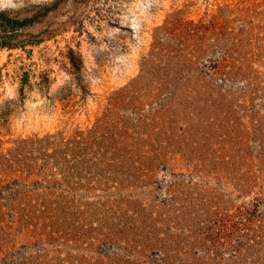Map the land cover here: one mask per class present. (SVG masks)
Instances as JSON below:
<instances>
[{
    "label": "rangeland",
    "instance_id": "1",
    "mask_svg": "<svg viewBox=\"0 0 264 264\" xmlns=\"http://www.w3.org/2000/svg\"><path fill=\"white\" fill-rule=\"evenodd\" d=\"M2 13L0 264H264V0Z\"/></svg>",
    "mask_w": 264,
    "mask_h": 264
},
{
    "label": "trees",
    "instance_id": "2",
    "mask_svg": "<svg viewBox=\"0 0 264 264\" xmlns=\"http://www.w3.org/2000/svg\"><path fill=\"white\" fill-rule=\"evenodd\" d=\"M23 22L15 19H10V16L7 14H0V25L2 29H13L16 26H20ZM6 31V30H5ZM6 43V42H5Z\"/></svg>",
    "mask_w": 264,
    "mask_h": 264
}]
</instances>
